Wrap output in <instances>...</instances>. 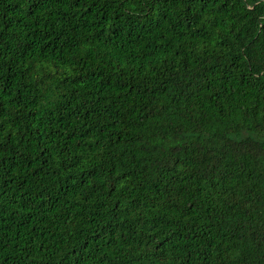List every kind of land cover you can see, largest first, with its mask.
<instances>
[{"label": "trees", "instance_id": "16d2710c", "mask_svg": "<svg viewBox=\"0 0 264 264\" xmlns=\"http://www.w3.org/2000/svg\"><path fill=\"white\" fill-rule=\"evenodd\" d=\"M0 264H264V0H0Z\"/></svg>", "mask_w": 264, "mask_h": 264}]
</instances>
